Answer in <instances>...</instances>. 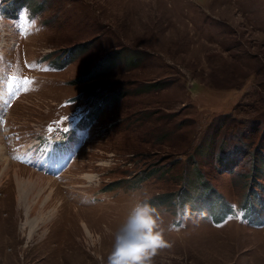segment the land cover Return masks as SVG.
Instances as JSON below:
<instances>
[{
  "label": "rangeland",
  "instance_id": "rangeland-1",
  "mask_svg": "<svg viewBox=\"0 0 264 264\" xmlns=\"http://www.w3.org/2000/svg\"><path fill=\"white\" fill-rule=\"evenodd\" d=\"M0 149V264H264V0H0Z\"/></svg>",
  "mask_w": 264,
  "mask_h": 264
},
{
  "label": "clouds",
  "instance_id": "clouds-1",
  "mask_svg": "<svg viewBox=\"0 0 264 264\" xmlns=\"http://www.w3.org/2000/svg\"><path fill=\"white\" fill-rule=\"evenodd\" d=\"M42 29L40 25L37 32ZM158 221L154 208L147 203L137 204L116 233L107 264H152L157 250L169 246Z\"/></svg>",
  "mask_w": 264,
  "mask_h": 264
},
{
  "label": "bare ground",
  "instance_id": "bare-ground-1",
  "mask_svg": "<svg viewBox=\"0 0 264 264\" xmlns=\"http://www.w3.org/2000/svg\"><path fill=\"white\" fill-rule=\"evenodd\" d=\"M0 151H1V149H0ZM16 166H18V165H16ZM18 167H20V166H18ZM29 182H30V180H29ZM14 188H16L15 189V193H16V198H17V201H18L17 203H21V204L24 203L25 204V201L21 200L23 198V196H25V194H26V190L24 188V182H22V180H21V182L20 181H16V183L14 185Z\"/></svg>",
  "mask_w": 264,
  "mask_h": 264
},
{
  "label": "snow or ice",
  "instance_id": "snow-or-ice-1",
  "mask_svg": "<svg viewBox=\"0 0 264 264\" xmlns=\"http://www.w3.org/2000/svg\"><path fill=\"white\" fill-rule=\"evenodd\" d=\"M33 24H34V22H33ZM13 79H15V77H13ZM24 82H25V83H28L29 81L25 80Z\"/></svg>",
  "mask_w": 264,
  "mask_h": 264
}]
</instances>
